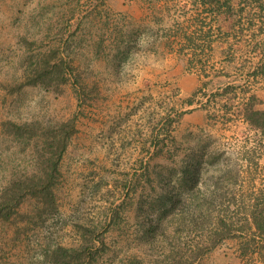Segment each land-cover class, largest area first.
I'll list each match as a JSON object with an SVG mask.
<instances>
[{
    "label": "rangeland",
    "instance_id": "obj_1",
    "mask_svg": "<svg viewBox=\"0 0 264 264\" xmlns=\"http://www.w3.org/2000/svg\"><path fill=\"white\" fill-rule=\"evenodd\" d=\"M195 1L0 0V264H264V101L206 46L245 2Z\"/></svg>",
    "mask_w": 264,
    "mask_h": 264
},
{
    "label": "crops",
    "instance_id": "obj_2",
    "mask_svg": "<svg viewBox=\"0 0 264 264\" xmlns=\"http://www.w3.org/2000/svg\"><path fill=\"white\" fill-rule=\"evenodd\" d=\"M244 2L245 6L239 8V16H235L233 19L235 20V22L233 23L234 25L236 24V19H238L239 27H235L234 29L233 27H226L225 29L223 28L227 36H235L237 37V40L228 38L222 40L221 42L218 41L213 44H210L208 42L206 46H210L208 48L211 51L216 50V55L214 54V57H212V59L208 63L211 65V70L213 68V71L215 73L218 71V73L221 72L224 75L229 74L227 78L229 85L236 83H248L249 85H256V87H254V98L264 101V42L262 41L264 40V0H244ZM195 3H202L203 5L210 6L211 4H218L219 0H196ZM227 3L230 4V10L232 11V14L233 12L237 11V8H232L233 3L231 0H229ZM208 8L209 7H204V11L206 14L201 13L200 15L205 14V16L215 17V19H219V17H221L212 15L215 11L214 8H211L209 9V11H207ZM229 16L227 18H229ZM204 18L205 17H203L202 19L205 20ZM208 20L211 21L210 18H208L206 21ZM203 24L204 25L200 27L201 30L209 28V21ZM235 29L237 30L234 31ZM234 41H237V44H235ZM256 52H260L261 55L257 58H254ZM242 63L245 64L243 65ZM246 63H249L248 68L246 66ZM207 74L208 76H211V80L219 79V76L215 77L213 75V72H208ZM198 79V76L193 75L190 77L189 81L193 84L190 88L192 91L194 90L195 86L198 85ZM199 85L201 86V82L199 83ZM230 88L232 87H227L226 89L229 90ZM248 95L249 93L247 94V96ZM190 102L191 101H189V103ZM258 111L264 113V109H259ZM246 114L248 113L245 112V115ZM243 119L244 121L242 122H245L246 125L249 126V128L252 127L256 131L262 129L261 126L256 127L255 125L253 126L252 124H250L247 116L245 118L243 117Z\"/></svg>",
    "mask_w": 264,
    "mask_h": 264
},
{
    "label": "trees",
    "instance_id": "obj_3",
    "mask_svg": "<svg viewBox=\"0 0 264 264\" xmlns=\"http://www.w3.org/2000/svg\"><path fill=\"white\" fill-rule=\"evenodd\" d=\"M44 64L40 65V67L45 68L44 70H42L40 72V75H46L45 72H46V70H48V68L52 69V74L58 73L57 71H55V69L60 68V64L57 65L56 63H54L51 65V63H50L51 67H50V65L48 67V65L46 66ZM50 74H51V72L48 71L47 76H50ZM40 82H43V80L41 78H40ZM251 114H249L247 116L250 124H252L253 126L255 125L256 127H260L262 125V123H264V121L260 120V119H262V116H264V113L260 112V113H256L253 115H251ZM68 125L69 124H64L62 130L65 129L66 126H68ZM14 127H16V126H14ZM16 128H17V130H20V128H18V127H16ZM61 136L64 137V134H61L58 137L55 136L53 138L54 143L52 145L54 147V151H53V153H51L50 160L55 158L56 155H58L60 158L62 153L66 149V144H64L63 141H61V140H64L63 138L62 139L60 138ZM40 184H41L40 181H38V183H36V185H33V187L35 189L41 188V190L34 193V197L42 198L44 206L49 208L51 206V204L53 203L54 195L52 192H49L47 189L42 187V185H40ZM29 186H30V184H28V183L25 184V182L23 184H21L20 182L15 183L14 186L9 191L5 192V195L0 197V219L1 220H3V219L8 220L13 214H15L12 212V210L14 211L15 209L19 208L22 205L23 200H24L23 198L25 196L22 192L24 190H27V188H29ZM254 220H255V223L258 226V228L264 232L263 227H261V221L258 220L257 218H254Z\"/></svg>",
    "mask_w": 264,
    "mask_h": 264
}]
</instances>
